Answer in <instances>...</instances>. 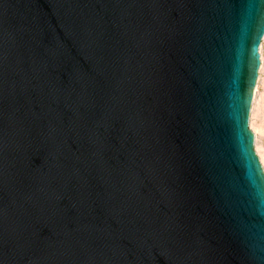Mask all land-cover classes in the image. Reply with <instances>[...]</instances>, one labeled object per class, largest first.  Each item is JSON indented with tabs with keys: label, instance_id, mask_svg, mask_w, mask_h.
<instances>
[{
	"label": "water",
	"instance_id": "water-1",
	"mask_svg": "<svg viewBox=\"0 0 264 264\" xmlns=\"http://www.w3.org/2000/svg\"><path fill=\"white\" fill-rule=\"evenodd\" d=\"M263 39L264 0H0V264H264Z\"/></svg>",
	"mask_w": 264,
	"mask_h": 264
},
{
	"label": "bare ground",
	"instance_id": "bare-ground-1",
	"mask_svg": "<svg viewBox=\"0 0 264 264\" xmlns=\"http://www.w3.org/2000/svg\"><path fill=\"white\" fill-rule=\"evenodd\" d=\"M262 44H261L262 48H260L262 65H261L259 79H258L257 87L255 90L254 100H253L252 109H251L250 128L255 133V149L257 151V154L259 155V159L264 168V146H262L261 144V137L264 135V127H263V123L257 120L258 118L257 111H258V105H259V100H258L259 87L261 84L262 74L264 73V54H263L264 39H263Z\"/></svg>",
	"mask_w": 264,
	"mask_h": 264
},
{
	"label": "snow or ice",
	"instance_id": "snow-or-ice-1",
	"mask_svg": "<svg viewBox=\"0 0 264 264\" xmlns=\"http://www.w3.org/2000/svg\"><path fill=\"white\" fill-rule=\"evenodd\" d=\"M258 49H259V42L255 46V55L256 59L255 61L251 64V71H250V82H249V88L254 89L255 88V79H256V71L259 67V56H258ZM251 103V98L249 97V100L247 103L244 104V111H245V123L247 124V111H248V106ZM252 160L255 161V155L253 154Z\"/></svg>",
	"mask_w": 264,
	"mask_h": 264
},
{
	"label": "rangeland",
	"instance_id": "rangeland-1",
	"mask_svg": "<svg viewBox=\"0 0 264 264\" xmlns=\"http://www.w3.org/2000/svg\"><path fill=\"white\" fill-rule=\"evenodd\" d=\"M262 46H263V44H262ZM262 46H261V48H262ZM263 54H264V50H263ZM258 100H259V105H258V111H257V117H258L257 120L259 122H262L263 123V127H264V73L262 74L261 84H260V87H259ZM261 144H262V146H264V135L261 137ZM258 157H259V155H258Z\"/></svg>",
	"mask_w": 264,
	"mask_h": 264
}]
</instances>
